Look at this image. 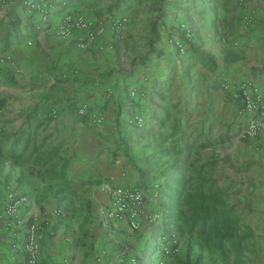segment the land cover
Wrapping results in <instances>:
<instances>
[{"label": "crops", "instance_id": "crops-1", "mask_svg": "<svg viewBox=\"0 0 264 264\" xmlns=\"http://www.w3.org/2000/svg\"><path fill=\"white\" fill-rule=\"evenodd\" d=\"M50 1L47 23L33 6L0 1V264L20 263L33 222L43 225L40 264L109 263L126 244L139 264H157L160 229L148 215L169 203L161 189L180 134L214 151L229 138V163H239L238 102L222 84L254 78L264 88V0ZM67 13L103 25L89 48L83 29L61 35ZM181 22L193 31L184 54L170 42ZM107 180L147 194L135 232L104 220ZM10 193L29 197L16 218Z\"/></svg>", "mask_w": 264, "mask_h": 264}, {"label": "built area", "instance_id": "built-area-1", "mask_svg": "<svg viewBox=\"0 0 264 264\" xmlns=\"http://www.w3.org/2000/svg\"><path fill=\"white\" fill-rule=\"evenodd\" d=\"M4 5L21 3L26 6H33L39 9L42 19L45 23L51 20L52 3L50 0H0ZM126 19L119 17L115 24L117 27H124ZM77 29L86 31V38L80 45L83 48H89L96 38L103 32V25L100 22L90 23L83 16L67 13L63 16L59 31L61 35L68 36ZM193 31L186 22H181L178 26L176 36L171 38L170 42L176 47L181 54L187 52L192 45ZM223 89L232 92V97L238 102L237 120L239 121L240 130L236 138L238 140L252 142L260 135L264 134V88L254 78H247L238 84L223 83ZM136 91L132 95H136ZM82 115L86 114L85 108L80 110ZM93 121L100 123L103 118L100 114L92 115ZM146 119L142 113H137L131 118V124L136 128H142ZM104 192L107 194L109 201L102 209L104 220L114 222L115 224L122 219L129 222L130 228L135 232L139 228L138 216L142 207L147 203V194L133 186L119 185L114 180H107L102 184ZM160 192L155 188L153 199H158ZM29 203L27 195L10 193L8 195L7 213L11 218H16L20 207ZM148 221L152 226L160 229L157 236L156 246L158 256L157 264H173V259L181 252V235L174 226L166 224V218L163 208L157 205L148 215ZM28 237L22 246V259L19 264H40V233L43 231V225L39 222H33L28 226ZM102 260V259H100ZM104 261V260H103ZM101 264H139L138 257L132 255L125 246L117 258L109 263Z\"/></svg>", "mask_w": 264, "mask_h": 264}, {"label": "rangeland", "instance_id": "rangeland-1", "mask_svg": "<svg viewBox=\"0 0 264 264\" xmlns=\"http://www.w3.org/2000/svg\"><path fill=\"white\" fill-rule=\"evenodd\" d=\"M259 137L252 142L237 139L238 153L235 158L239 162L237 165L229 163L228 155H226V148L233 145V140L226 138L228 140L220 142L221 149L214 151L198 149V143L191 139V135L186 137L188 144L195 143L190 150H186L189 157L187 162L189 174L194 175L196 170H200L201 174L207 178H213L216 175L219 185L228 191L227 202L240 211L243 226L251 227L255 239H249L246 250L237 254L230 250L218 251L201 247L196 238L192 239L190 245L187 237L181 236V252L174 257L173 264H264V136ZM241 144H245L253 151L242 150ZM172 156H177L178 159L174 158V161L172 159L170 164H180L182 162L180 156L184 157L185 153L173 151ZM244 158H246L245 161L240 163ZM204 163L208 164L203 166ZM229 166L234 167L237 172H244V175L231 178L227 171ZM246 184L247 186L244 187ZM243 189L247 190L245 194L241 193ZM127 247L131 251V247L129 245Z\"/></svg>", "mask_w": 264, "mask_h": 264}, {"label": "trees", "instance_id": "trees-1", "mask_svg": "<svg viewBox=\"0 0 264 264\" xmlns=\"http://www.w3.org/2000/svg\"><path fill=\"white\" fill-rule=\"evenodd\" d=\"M18 141L16 139L14 143ZM195 143L188 144L186 134L182 132L174 142V151L184 152ZM211 144L204 141L198 144V149H205ZM8 153L11 154V151ZM2 154L4 150L0 147ZM166 172L169 176L161 190L163 199L169 201L162 204L167 225L176 227L181 236L187 237L190 245L196 238L201 247L209 249L230 250L237 254L246 250L249 239H255L254 232L250 226H243L242 214L227 202L225 187L219 185L216 179L203 176L200 170L190 175L187 162L174 163L166 168Z\"/></svg>", "mask_w": 264, "mask_h": 264}]
</instances>
